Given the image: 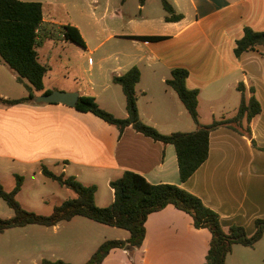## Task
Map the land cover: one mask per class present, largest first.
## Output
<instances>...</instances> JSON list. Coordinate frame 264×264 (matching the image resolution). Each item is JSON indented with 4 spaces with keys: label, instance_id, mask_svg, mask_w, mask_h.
<instances>
[{
    "label": "crops",
    "instance_id": "crops-1",
    "mask_svg": "<svg viewBox=\"0 0 264 264\" xmlns=\"http://www.w3.org/2000/svg\"><path fill=\"white\" fill-rule=\"evenodd\" d=\"M168 1L175 12L181 13L179 20L165 21L163 8L162 13L150 17L149 13L143 12L144 0H138L137 13L126 14L121 10L122 6L115 9L114 16L127 18L128 32H109L107 36L114 38L113 43L103 48L105 41H98L89 49V52H99L98 62H106L113 56L110 71L82 79H70L67 61L57 54L66 53L68 47L54 41L50 30L51 24L55 23L54 10L50 3L44 7L41 2L45 13L38 30L36 50L38 60L47 70L43 76V89L35 91L34 96L47 89L76 91L78 96H94L101 108L116 117H126L124 94L112 77L136 66L139 69L135 84L139 118L161 133L190 131L196 125L192 119L189 121L188 112L176 93L165 84L170 71L182 67L188 71L185 86L198 91L197 112L201 124L235 112L240 98L236 88L238 83H243L246 96L249 87H253L260 112L249 121V136L224 126L211 130L207 158L181 182L172 144L153 140L131 126H125L119 132L92 113L61 103L32 100L7 104L0 99V161L9 169L21 167L23 171L28 167L40 174V167L44 165L55 173L73 175L84 184H93V180H88L92 178L88 177L97 175V181L102 178L109 186V180L119 177L123 171L138 173L150 183H174L198 196L204 205L214 210L223 228L240 225L249 235L254 230V219L264 217V47L257 46L237 56L233 48L244 27L264 30V0ZM66 23L75 26L82 37L76 24L58 22L59 26ZM42 32L47 35L45 55L39 53V34ZM136 35H160L163 38L141 40L133 37ZM84 45L79 48L86 51V41ZM51 66L60 69L59 78L52 76ZM91 68L89 63L87 69ZM58 81L61 83L56 84ZM24 90L26 88L17 80L15 71L0 62V98L23 97L27 94ZM227 91L229 97L225 99ZM81 177L86 180H80ZM108 189L104 194L97 193L98 206L112 201V189L110 186ZM76 218L78 216L43 227L50 228L54 235L63 226L78 220ZM26 226L42 225L21 227ZM144 226L145 234L138 248H112L100 264H202L204 261L210 232L206 228L193 227L187 213L169 204L149 213ZM127 236L128 232L112 238H97L85 255L88 258L105 239ZM261 240H264V232L254 245ZM239 245L243 246H232L225 257L226 264L234 246ZM237 248L242 252L245 250ZM54 251H50V258L81 263Z\"/></svg>",
    "mask_w": 264,
    "mask_h": 264
},
{
    "label": "trees",
    "instance_id": "trees-1",
    "mask_svg": "<svg viewBox=\"0 0 264 264\" xmlns=\"http://www.w3.org/2000/svg\"><path fill=\"white\" fill-rule=\"evenodd\" d=\"M139 1L142 2V0ZM160 1L165 11L163 17L165 21H176L181 18V13L175 12L168 0ZM42 6L39 1L0 0V62L15 71L17 80L22 82L27 90V94L23 97L0 98L7 104L32 101L34 92L43 89V76L47 67L38 60L36 50L38 30L43 15ZM60 30L64 40L85 47L75 26L66 23L61 26ZM133 37L141 40L163 38L160 35ZM257 46L264 47V30L257 31L244 27L241 37L235 40L233 53L237 56ZM187 74L188 71L185 68H173L165 84L176 93L187 110L196 125L194 130L161 133L139 118L135 91L139 69L136 66L112 77V81L120 85L124 94L126 117H116L101 108L92 95H79L74 108L92 113L115 126L119 132L125 126H131L153 140L172 144L176 154L179 180L182 182L207 158L208 135L211 130L224 126L239 134L249 136V121L260 112V104L254 95L253 87H249V94L246 96L244 85L240 82L236 85L240 98L235 112L231 116L214 118L207 124H201L197 112L198 91L185 86L184 80ZM49 91L47 89L44 93ZM40 171L46 178L70 189L74 195L54 205L48 214H37L22 207L15 199L23 180L21 175L15 173L14 185L11 189H4L0 184V198L13 212L8 218H0V232L28 224L51 226L59 221L69 220L73 216H82L101 224L122 228L128 232L126 238L103 240L81 264H100L112 248L125 246L138 248L145 234L144 222L147 215L169 204L187 213L191 217L193 227L206 228L210 232L208 248L202 264H226L225 257L234 244L252 247L264 232V217L254 219V230L249 235L240 225H231L225 229L220 223L219 215L204 205L195 194L174 183H150L142 175L132 171H123L119 177L109 180L108 185L112 189L113 199L105 206L95 204L96 186L94 184H84L73 175L55 173L44 165H41ZM40 264L72 263L62 259L42 258ZM262 264H264V259Z\"/></svg>",
    "mask_w": 264,
    "mask_h": 264
},
{
    "label": "rangeland",
    "instance_id": "rangeland-1",
    "mask_svg": "<svg viewBox=\"0 0 264 264\" xmlns=\"http://www.w3.org/2000/svg\"><path fill=\"white\" fill-rule=\"evenodd\" d=\"M36 1L42 2L44 7L47 6V3H50V7L54 10L55 23L51 24L50 30L56 44L62 43L68 47L66 53L57 52V54L67 61L70 79L75 77L82 79L87 76L92 78L99 73L107 74L110 71V63L113 62V56L107 58L106 62H98L97 56L99 52L97 50L89 52V49L96 46L98 41H105L106 44L103 48L108 43H113L114 38L107 36L109 32H128L130 27L125 23L127 18L124 16L118 17L116 16L117 14L114 16L115 9L122 6L121 10L126 14L138 12L136 9L138 0ZM144 2L145 9L143 12L149 13L150 17H155L163 12L160 0H144ZM43 13H45V8ZM117 18L119 21H117ZM59 21L71 22L79 27L82 38L88 45L86 51L79 48L76 44H66L64 42L65 40L60 30L61 26L58 24ZM46 37L47 35L44 32L39 34L41 41L39 46L40 55L47 53L44 46L47 41ZM89 63H91L92 68L88 70ZM59 71L60 69H56V66H51L50 73H52L53 77L59 78ZM59 83L61 81L56 84ZM24 92L26 94V90ZM228 93L229 91L225 92V99L229 97ZM201 102L203 104L202 100ZM187 117L191 121L190 115L187 114ZM201 118H203L202 115ZM11 172L21 174L23 178L22 186L15 195V199L22 207L37 214L51 212L55 204H59L68 196L73 195L70 189L60 187L57 182L46 178L34 169L28 167L23 171L21 167L9 169L2 165V161H0V184L4 189L10 188L14 183V175ZM90 176L88 178L92 179L88 180H93L92 183L96 186L94 194V200L96 201L94 202L97 204V193L104 194L108 192L109 186L104 183L102 178L97 181V175ZM80 180H86V178L81 177ZM12 214V209L0 198V218H8ZM76 219L78 220L63 226L54 235L51 233L50 228L43 226L13 227L0 232V264H40L42 258L54 259V257L50 258V251L55 252L54 250L63 254L64 258H71L76 263H83L87 258L86 252L97 242V238H112L127 233L122 228L105 226V224L83 218L82 216H78ZM32 227L36 228L33 229ZM237 247L245 249L244 253L238 250L239 248ZM262 258L264 259V240L249 248L240 245L234 246V252L232 256L228 257L227 264H262Z\"/></svg>",
    "mask_w": 264,
    "mask_h": 264
},
{
    "label": "water",
    "instance_id": "water-1",
    "mask_svg": "<svg viewBox=\"0 0 264 264\" xmlns=\"http://www.w3.org/2000/svg\"><path fill=\"white\" fill-rule=\"evenodd\" d=\"M35 102L39 103H61L70 107H74L78 100L76 91L51 90L41 93L33 97Z\"/></svg>",
    "mask_w": 264,
    "mask_h": 264
}]
</instances>
